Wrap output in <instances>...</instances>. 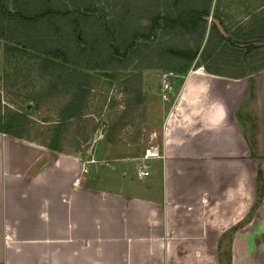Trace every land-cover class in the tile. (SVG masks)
<instances>
[{
    "label": "crops",
    "instance_id": "1",
    "mask_svg": "<svg viewBox=\"0 0 264 264\" xmlns=\"http://www.w3.org/2000/svg\"><path fill=\"white\" fill-rule=\"evenodd\" d=\"M168 84L155 157L0 131V264H264V66Z\"/></svg>",
    "mask_w": 264,
    "mask_h": 264
},
{
    "label": "rangeland",
    "instance_id": "2",
    "mask_svg": "<svg viewBox=\"0 0 264 264\" xmlns=\"http://www.w3.org/2000/svg\"><path fill=\"white\" fill-rule=\"evenodd\" d=\"M0 6L27 16L50 11L29 23L0 11L1 123L38 143L55 140L82 159L160 145L172 96L164 99V74L207 67L237 76L264 66V0H0ZM178 16L188 28L164 25Z\"/></svg>",
    "mask_w": 264,
    "mask_h": 264
},
{
    "label": "trees",
    "instance_id": "3",
    "mask_svg": "<svg viewBox=\"0 0 264 264\" xmlns=\"http://www.w3.org/2000/svg\"><path fill=\"white\" fill-rule=\"evenodd\" d=\"M0 11L2 12V14L5 16V17H8L10 18L11 20H14V21H18V22H26V23H29V22H35V21H38L40 20L41 17L45 16L48 12H50L49 10L48 11H45V12H36V10L31 14V15H24L20 12H9L7 10H5V8H3L2 6H0ZM196 16H193L191 17L192 20L191 22L192 25H195L196 24V21H194V18ZM157 19L155 18V20H153V25L154 26L153 28H155L157 25L155 23ZM164 25L168 28H174V27H181V28H188V25L184 23L183 21V17L182 16H178V17H175L174 19L173 18H168V20L166 19L165 20V23ZM75 32H78V29H75ZM81 33L79 32V36L77 38V43L79 44V46L83 47L85 45V42L84 41H81ZM54 56L55 57H58L60 56L61 60L62 61H69V57L68 55L66 54H63V53H60L58 50H56V52H54ZM205 68V67H204ZM207 72L209 73H214V74H219V75H226V74H223V73H219V72H215V71H211L209 68H205ZM258 70V69H256ZM254 70V71H256ZM244 73H241L237 76H233V77H240V76H243ZM226 76H231V75H226ZM74 113H77L76 111H73L71 112L70 114H74ZM11 125L9 124H6V123H1L0 121V131L2 132H5V133H8L12 136H15V137H18V138H24V139H28L26 138L25 136H23L22 134H20V132H16V131H11ZM45 146H47L48 148L52 149V150H58V151H61V149L55 144V140L53 141H50L49 143L45 144V143H41Z\"/></svg>",
    "mask_w": 264,
    "mask_h": 264
},
{
    "label": "built area",
    "instance_id": "4",
    "mask_svg": "<svg viewBox=\"0 0 264 264\" xmlns=\"http://www.w3.org/2000/svg\"><path fill=\"white\" fill-rule=\"evenodd\" d=\"M166 75H170V76H173L175 75V73L173 72H169L168 74H164V78H163V82H162V87L164 90H168L169 89V77L166 78ZM159 153V148H158V145L154 144V145H150L148 148H146L144 150V153H143V157L144 158H148V157H155L157 156ZM142 174H147V171H142L141 172Z\"/></svg>",
    "mask_w": 264,
    "mask_h": 264
},
{
    "label": "water",
    "instance_id": "5",
    "mask_svg": "<svg viewBox=\"0 0 264 264\" xmlns=\"http://www.w3.org/2000/svg\"><path fill=\"white\" fill-rule=\"evenodd\" d=\"M207 19H208V21L213 22L218 27V29L221 31V26H220L219 22L216 19H214V18H212L210 16L207 17ZM259 44L260 45H264V42H260Z\"/></svg>",
    "mask_w": 264,
    "mask_h": 264
}]
</instances>
